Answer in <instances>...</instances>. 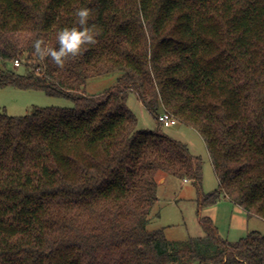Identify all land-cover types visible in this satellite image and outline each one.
I'll use <instances>...</instances> for the list:
<instances>
[{
    "label": "trees",
    "instance_id": "1",
    "mask_svg": "<svg viewBox=\"0 0 264 264\" xmlns=\"http://www.w3.org/2000/svg\"><path fill=\"white\" fill-rule=\"evenodd\" d=\"M84 6L97 43L63 67L40 59L34 41L59 47ZM0 59V88L74 101L0 113V264H264L263 234L229 241L201 213L202 237L148 228L158 174L198 187L202 159L127 104L135 92L157 121L168 111L202 135L219 189L200 210L223 196L264 219V0H0Z\"/></svg>",
    "mask_w": 264,
    "mask_h": 264
},
{
    "label": "rangeland",
    "instance_id": "2",
    "mask_svg": "<svg viewBox=\"0 0 264 264\" xmlns=\"http://www.w3.org/2000/svg\"><path fill=\"white\" fill-rule=\"evenodd\" d=\"M0 66L3 62L0 59ZM8 68L20 73L25 68L15 67L8 63ZM120 73L90 78L85 86V94H102L118 83ZM130 109L138 118L140 129L160 130L164 134L180 141L188 147L193 155L202 159V180L197 187L192 180H181L174 175L158 174L159 200L150 215L148 228L163 229L171 241H184L191 237L205 235L200 222L202 217H209L217 226L220 235L229 241L236 242L256 231L264 235V219L248 215L240 205L226 197L212 206L199 209V200L219 189V180L215 174L207 144L202 135L194 128L181 122L170 127L160 126L156 117L150 113L139 100L135 92H130L127 100ZM74 101L66 97L49 96L34 89H19L13 86L0 88V113L12 116H25L37 107H72Z\"/></svg>",
    "mask_w": 264,
    "mask_h": 264
},
{
    "label": "clouds",
    "instance_id": "3",
    "mask_svg": "<svg viewBox=\"0 0 264 264\" xmlns=\"http://www.w3.org/2000/svg\"><path fill=\"white\" fill-rule=\"evenodd\" d=\"M93 12V9L86 6L76 10L78 26L60 29L58 32L59 47H49L44 37L36 39L34 51L38 57L40 59L50 58L55 64L63 67L66 57L76 56L82 48L96 44L99 32L89 24Z\"/></svg>",
    "mask_w": 264,
    "mask_h": 264
},
{
    "label": "built area",
    "instance_id": "4",
    "mask_svg": "<svg viewBox=\"0 0 264 264\" xmlns=\"http://www.w3.org/2000/svg\"><path fill=\"white\" fill-rule=\"evenodd\" d=\"M15 66L16 67L21 66L20 60L15 61ZM158 122L164 127H170V126L176 125L179 121L170 112L163 111L160 113V115L158 117Z\"/></svg>",
    "mask_w": 264,
    "mask_h": 264
},
{
    "label": "crops",
    "instance_id": "5",
    "mask_svg": "<svg viewBox=\"0 0 264 264\" xmlns=\"http://www.w3.org/2000/svg\"><path fill=\"white\" fill-rule=\"evenodd\" d=\"M165 181V177L163 178V182ZM163 182H159V183H163Z\"/></svg>",
    "mask_w": 264,
    "mask_h": 264
}]
</instances>
